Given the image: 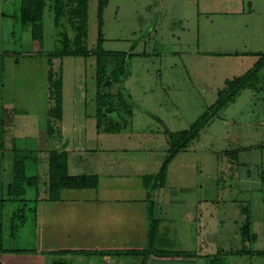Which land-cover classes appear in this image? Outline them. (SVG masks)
<instances>
[{"label":"rangeland","instance_id":"rangeland-1","mask_svg":"<svg viewBox=\"0 0 264 264\" xmlns=\"http://www.w3.org/2000/svg\"><path fill=\"white\" fill-rule=\"evenodd\" d=\"M19 13L20 0H0V112L3 108L4 117H12L14 124L7 128L4 156L0 155V189L5 198L14 181L15 155L33 150L38 162L29 161L30 173H39L44 181L48 179L47 152L52 149L67 150L76 170L99 174L103 182L107 174L114 176L112 181L129 183L157 173L169 147L166 133L189 129L218 100L227 81L246 76L264 54V0H110L104 12V47L133 56L129 75L104 91L130 95L134 112L130 125L119 133L97 129L95 57H66L54 60L55 70L62 67L64 78L63 121L60 131L49 137L48 57L22 54L37 50V43L30 26L23 29L17 24ZM50 15L47 11L44 20V49L55 51L62 45L64 28H56ZM97 38L98 0H90L91 47ZM251 79L211 119L189 153H179L176 160L182 158L187 167H197L188 177L199 188L198 195L218 197L213 205L203 207V211L211 208L218 219L213 228L218 235L210 237L203 231L200 236L201 224L190 223L194 220L185 224L186 236L179 235V222H185L176 220L173 225L164 219L159 229L164 232L168 225L175 233L159 234L162 244L158 247L188 249L194 254L202 241L213 242L221 250L233 251L217 254L220 264H264V254L239 252L264 250V67L256 69ZM112 119L122 124L125 118L121 114ZM74 171L71 164L70 172ZM34 195L29 187L28 198ZM249 201L254 204L252 232L257 233L253 242L241 235L239 205ZM17 207L6 203L1 219L6 249L31 248L34 243L31 224L19 227L12 236L11 220ZM210 251L202 248L196 259L149 257L146 264H195L197 260L203 264L200 255ZM214 257L206 256L207 264ZM127 259L130 256L125 255L123 260Z\"/></svg>","mask_w":264,"mask_h":264},{"label":"trees","instance_id":"trees-1","mask_svg":"<svg viewBox=\"0 0 264 264\" xmlns=\"http://www.w3.org/2000/svg\"><path fill=\"white\" fill-rule=\"evenodd\" d=\"M110 0H98V38L96 45L91 47L89 44V2L90 0H20V13L18 14L17 24L23 29L31 27L32 40L37 43V50L31 52H22L26 57L47 56L49 63L48 71V91H49V110L48 114V136L53 137L59 130V124L63 121V86L64 78L62 67L59 71L54 68L55 59H64L66 57H95L96 60V85L98 109L95 115L97 120V129L108 133H119L130 125L129 119L133 117V104L130 95L122 91L112 94L104 91L113 83H121L123 77L129 75V61L133 53L127 51L107 50L104 47V12ZM49 12L56 28L63 27L62 45L55 51H46L44 49L45 38V15ZM7 15V14H5ZM8 16V15H7ZM73 33V36L71 34ZM15 35L16 33L13 32ZM13 35V36H14ZM1 37V34H0ZM1 59V58H0ZM264 67V54L256 66L246 75L235 77L227 81L225 90L219 93L218 100L211 106L210 110L203 114L189 129L177 132L168 131L166 133L169 147L166 157L157 173L145 174L142 179L145 187L153 190H159L167 181L168 169L176 156L188 151L191 144L200 138L201 131L209 125L211 119L219 113L230 101H233L236 95L247 86L252 80L254 71ZM5 109V108H4ZM10 113V112H9ZM7 113V114H9ZM122 124L115 122L114 117H121ZM0 147L5 143L4 137L7 134V128H12L13 118L4 117L3 108L0 112ZM11 116V114H10ZM30 151L28 155H15L13 166V183L8 185L7 196L5 198L3 188L0 189V250L9 252L25 251L20 248L3 247L4 229L1 221L6 203L18 204L12 215V236H16V230L19 227L31 224L36 228L38 203L42 200L41 191L44 190L46 199L51 202L61 200V192L64 189H97L100 185V176L95 173L72 174L70 172V153L67 150L52 149L48 151V179L43 181L40 174L30 173L29 164L38 162V158ZM239 151H235L234 156ZM2 155V153L0 154ZM29 187L35 190L34 198H28ZM241 215L243 217L242 237L245 241H256L257 235L252 232L251 207L249 202L243 203ZM150 232L149 242L145 249L125 250V251H98L93 254L100 255H132L138 264H146L150 255L158 257H172L186 255L184 251L165 250L158 247L159 220L156 217V204L149 207ZM160 242V241H159ZM158 245V246H157ZM33 250V249H32ZM246 251V250H245ZM245 251H239L241 254ZM233 251L221 250L219 253H232ZM247 252V251H246ZM256 252V253H255ZM75 254L78 251H50L49 256L60 257L49 261L47 264H68L62 258L63 255ZM233 254V253H232ZM251 254H264L262 251H252ZM217 257L212 258L211 264H218Z\"/></svg>","mask_w":264,"mask_h":264},{"label":"crops","instance_id":"crops-1","mask_svg":"<svg viewBox=\"0 0 264 264\" xmlns=\"http://www.w3.org/2000/svg\"><path fill=\"white\" fill-rule=\"evenodd\" d=\"M2 16L6 17L7 15L3 14ZM4 147L5 143L1 144L2 154L5 151ZM182 153L188 154L189 152ZM177 156L169 166L165 185L159 190L151 192L144 186L141 178L136 180L138 182L120 183L112 181L114 176L107 174L108 179L106 182L101 179L97 189H64L61 192V200L57 202L45 200L46 194L41 196L42 200L38 203L33 246L20 252L0 250V264H47L49 261L60 257L49 256L46 253L60 250L78 251L75 254L69 253L62 256L68 264H138L139 261L135 260L136 258L132 255H126V257L130 256V259L125 262L123 260L125 255L104 256L93 254V252L145 249L149 242L151 223L149 207L153 203L156 204V217L159 221L169 220L173 225L176 224V220L185 222H179V235L186 236L187 227L185 224L193 220L194 222L190 223L196 224L198 222L201 224L199 227L200 236H203V231H206L205 233L209 234L210 237L218 235V232L213 233V228H217L215 221L218 219L210 211L211 208H205L203 211L204 206L213 205L217 202L218 197H204L203 193L198 195L199 188L196 187V184L193 185L192 179L190 180L188 177L197 167L193 164L187 167L182 158L177 162ZM188 159L189 157L185 161ZM70 162H72L70 165L72 164L75 169L74 173H90L86 170L81 172L76 170L74 161L71 159ZM177 174L178 177H176ZM138 176L141 175L138 174ZM193 182L195 183V181ZM157 193L161 194L158 200L155 198ZM249 204L253 229L255 221L254 204L252 201H249ZM157 211H159L158 214ZM240 211L241 204L239 205ZM242 218L240 215V220ZM164 228V232L159 229L160 235L167 237L174 235L175 229L172 232L173 227L171 231L168 225ZM200 245L201 248L196 246L194 254L190 253L188 249L180 250L187 253L182 256L187 258L192 256V259H196L197 255L200 254L199 251L208 247L211 248V251L206 255L205 253L200 255L204 259L203 264H207L206 256L218 257L220 255L221 248L219 245L215 246L213 242L211 245L206 242L204 244V241ZM213 247H216V251ZM242 253L243 255L251 254V252L246 251ZM149 257L156 258V255ZM219 260L217 261L218 264H220ZM197 262L198 260L194 263L197 264Z\"/></svg>","mask_w":264,"mask_h":264}]
</instances>
